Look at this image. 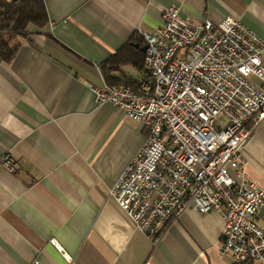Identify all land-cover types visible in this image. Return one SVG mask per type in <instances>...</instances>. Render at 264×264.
I'll return each instance as SVG.
<instances>
[{"label": "crops", "instance_id": "1", "mask_svg": "<svg viewBox=\"0 0 264 264\" xmlns=\"http://www.w3.org/2000/svg\"><path fill=\"white\" fill-rule=\"evenodd\" d=\"M42 1L46 24L29 23L12 61L0 58V264H235L220 250V213L186 211L152 241L108 198L147 130L98 104L94 89L130 40L107 74L116 84L147 80L138 29L154 31L164 10L195 23L231 16L264 42V0ZM241 154L264 188V120ZM256 223L264 229V204Z\"/></svg>", "mask_w": 264, "mask_h": 264}, {"label": "built area", "instance_id": "2", "mask_svg": "<svg viewBox=\"0 0 264 264\" xmlns=\"http://www.w3.org/2000/svg\"><path fill=\"white\" fill-rule=\"evenodd\" d=\"M138 34L147 80L137 90L94 89L98 104L147 130L108 198L152 241L186 211L218 212L220 250L235 263L264 264V229L256 223L264 188L246 174L241 154L264 120V42L234 17L195 23L174 7L158 28ZM2 163L18 169L8 155Z\"/></svg>", "mask_w": 264, "mask_h": 264}, {"label": "trees", "instance_id": "3", "mask_svg": "<svg viewBox=\"0 0 264 264\" xmlns=\"http://www.w3.org/2000/svg\"><path fill=\"white\" fill-rule=\"evenodd\" d=\"M46 22L47 14L42 0H0V58L2 61L5 63H10L12 61L20 45V40L28 36L26 27L29 23L41 27L45 25ZM130 45L131 40L102 65V74L105 80H107L106 84L119 87L128 86L134 90L138 89V86L130 81L124 84H116L107 74L108 67L106 65L109 64L110 66L122 63L121 61L123 60L121 56ZM235 264H253V262Z\"/></svg>", "mask_w": 264, "mask_h": 264}, {"label": "water", "instance_id": "4", "mask_svg": "<svg viewBox=\"0 0 264 264\" xmlns=\"http://www.w3.org/2000/svg\"><path fill=\"white\" fill-rule=\"evenodd\" d=\"M142 50L145 52V51H146V46H144V47L142 48Z\"/></svg>", "mask_w": 264, "mask_h": 264}]
</instances>
